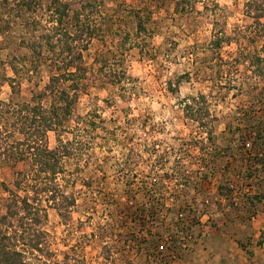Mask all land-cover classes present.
Returning <instances> with one entry per match:
<instances>
[{
  "label": "rangeland",
  "instance_id": "obj_1",
  "mask_svg": "<svg viewBox=\"0 0 264 264\" xmlns=\"http://www.w3.org/2000/svg\"><path fill=\"white\" fill-rule=\"evenodd\" d=\"M261 16L264 0H0V218L19 209L2 230L26 264H189L221 236L264 264ZM78 54L74 87L61 75ZM37 102L60 110L38 137L61 156L57 203L34 193L48 180L33 157L9 155L18 104ZM24 198L46 220L41 251L22 241Z\"/></svg>",
  "mask_w": 264,
  "mask_h": 264
},
{
  "label": "trees",
  "instance_id": "obj_2",
  "mask_svg": "<svg viewBox=\"0 0 264 264\" xmlns=\"http://www.w3.org/2000/svg\"><path fill=\"white\" fill-rule=\"evenodd\" d=\"M5 1L8 2L9 0ZM55 3L59 6L55 8V12L56 15L59 14V17L57 18L56 22L59 23L60 26L63 24L64 15L69 9V5L61 4V2L58 1H56ZM263 18L264 17L261 16L257 19V21L261 23L260 19ZM64 36L66 37L64 38L65 40L69 38L68 33H64ZM221 42V38H219L214 42V45L219 47L222 44ZM262 50L264 51V47L262 48ZM79 60H82V54H78L77 58H72V60L68 62V65H71V67H74L76 70H67V72L61 75L63 79L67 81H72L74 87H78V81L82 78L81 70L79 66H77L78 64H76ZM253 63L256 66L257 74H259V76H263L264 57H256ZM69 97V93L65 91L61 93V99L65 101V107L63 111L66 115L71 113V107L73 105V100H70ZM201 101L205 102V99L203 98ZM18 105L20 107V123L18 124L19 133L22 135L23 139L16 140V142H14V146H9V155L15 161H25L26 159H28L27 157L31 155L33 158L29 159L32 160V165H37L38 175H45L47 176L45 177V179L48 180L42 188H38L34 193H49L53 202L57 203L56 192L58 191V188L55 185L56 187H54L53 189L52 185L48 184V182L56 180V176L62 170L61 156L58 151L50 150L47 146H42L38 144V137L41 135H45L48 131L54 130V128L59 123V121L57 122L55 118H58L59 120L60 110L56 109V106H54L53 111L48 112L41 105V103L38 102L34 106L27 103H22ZM184 111L187 112L190 117L196 118L198 120L199 125L201 126H208L209 123L213 122L207 110H202V114L198 118L195 116V108L191 104H186L184 107ZM22 204L23 205L21 206L20 210L22 209V211L24 212V216H22L21 218V224L22 227L28 226V229H30V231L27 233V237L25 239L23 238L22 241L25 243V245H27L29 249L41 251L43 235L45 234V232L34 227L43 224L45 217L43 219L41 218L40 210L38 208H35V206L32 205L28 199L24 198L22 200ZM74 204L75 202L73 201V199L71 201L69 200L70 206ZM56 209L58 210L59 208L56 207ZM19 213V209L13 208L12 204L8 203L7 213L0 218V264H26L23 252L19 251L15 247V244L13 242V239L16 238V236L8 235L7 232H4L2 230V226H9V219L11 217H15ZM60 216L64 217L62 212H60ZM29 220L31 221L28 222ZM159 253L160 255H163V251H159Z\"/></svg>",
  "mask_w": 264,
  "mask_h": 264
},
{
  "label": "crops",
  "instance_id": "obj_3",
  "mask_svg": "<svg viewBox=\"0 0 264 264\" xmlns=\"http://www.w3.org/2000/svg\"><path fill=\"white\" fill-rule=\"evenodd\" d=\"M226 228L228 229V224H226ZM226 238L221 236V245L218 248L219 251L215 252L212 258H208L205 251H208L207 248H203V252L200 255L201 259L193 260L189 264H249L246 263V260L243 258V252L239 249L238 245L234 244H226ZM228 245V246H225ZM199 249L202 248L198 247ZM240 252H242L240 254ZM219 256L220 258H218ZM239 257V258H238Z\"/></svg>",
  "mask_w": 264,
  "mask_h": 264
},
{
  "label": "built area",
  "instance_id": "obj_4",
  "mask_svg": "<svg viewBox=\"0 0 264 264\" xmlns=\"http://www.w3.org/2000/svg\"><path fill=\"white\" fill-rule=\"evenodd\" d=\"M183 238H184V239H182V242H183V243H182L181 245H182L183 247H185V246H186V245H185V241H186L185 239H186V237H183ZM189 238L191 239V237H189ZM160 250H161V251L165 250V244L160 245Z\"/></svg>",
  "mask_w": 264,
  "mask_h": 264
}]
</instances>
